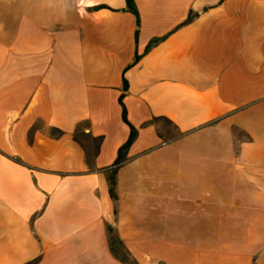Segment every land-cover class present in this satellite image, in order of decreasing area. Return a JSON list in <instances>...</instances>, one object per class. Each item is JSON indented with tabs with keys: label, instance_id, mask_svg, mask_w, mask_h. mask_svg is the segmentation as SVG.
I'll use <instances>...</instances> for the list:
<instances>
[{
	"label": "crops",
	"instance_id": "0c3cea01",
	"mask_svg": "<svg viewBox=\"0 0 264 264\" xmlns=\"http://www.w3.org/2000/svg\"><path fill=\"white\" fill-rule=\"evenodd\" d=\"M133 1L0 0V264H264V0Z\"/></svg>",
	"mask_w": 264,
	"mask_h": 264
},
{
	"label": "trees",
	"instance_id": "16d2710c",
	"mask_svg": "<svg viewBox=\"0 0 264 264\" xmlns=\"http://www.w3.org/2000/svg\"><path fill=\"white\" fill-rule=\"evenodd\" d=\"M125 4H126V9L135 15L136 27H135L134 34H135V38H136L137 33H138V26H139L138 12H137V9L135 7V3L133 0H125ZM192 17H193V14L189 13L186 21L190 20ZM158 40H159V38H152L149 41V43L147 44L146 50H148ZM138 57H139L138 55H135L133 62H135L138 59ZM125 91H127V81L124 77H122V92L118 97V102L121 106V118L128 125L129 134H128V137L125 140V142L118 148L117 157L114 161V166L111 169H109V172L107 173L109 195L113 200H116V198H117L116 197V191H115V188H116V169L120 164H122L125 161L126 151L137 135V129L128 121L127 116H126V109H125V106H124L123 101H122V98H123ZM53 131L57 132V129H53ZM88 137H90V136H88ZM75 138L77 139L76 133H75ZM91 139L94 141H97L99 138H91ZM107 230L109 232L110 248H111L113 255L125 264H137V262L133 258H131V256L128 254V252L124 249L122 242L113 233L111 228L107 227ZM118 246L123 248L124 252H126L127 258L121 257L118 254V252H117ZM36 261H37V259H34V260L29 261L25 264H34Z\"/></svg>",
	"mask_w": 264,
	"mask_h": 264
},
{
	"label": "rangeland",
	"instance_id": "374dc122",
	"mask_svg": "<svg viewBox=\"0 0 264 264\" xmlns=\"http://www.w3.org/2000/svg\"><path fill=\"white\" fill-rule=\"evenodd\" d=\"M159 132L162 135H165L166 137H171L173 135L176 134V131L174 129V127L172 126L171 123H169L167 120L165 119H160V123H159ZM76 137L77 139L83 144L84 147H86V150H89V153L92 151L91 149V145H92V140L89 139L86 135H84L83 133H80L79 131H77L76 133ZM118 254L121 257H125L127 258L126 252H124L122 247L118 246L117 249Z\"/></svg>",
	"mask_w": 264,
	"mask_h": 264
}]
</instances>
